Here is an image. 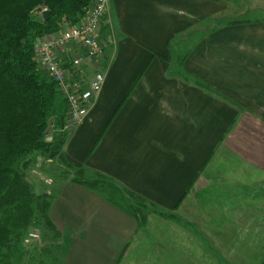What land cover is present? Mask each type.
Returning a JSON list of instances; mask_svg holds the SVG:
<instances>
[{
  "label": "crops",
  "instance_id": "obj_1",
  "mask_svg": "<svg viewBox=\"0 0 264 264\" xmlns=\"http://www.w3.org/2000/svg\"><path fill=\"white\" fill-rule=\"evenodd\" d=\"M247 2L108 0L102 52L82 63L104 79L61 151L168 213L152 232L169 246L143 248L135 217L49 177L64 264H264V14Z\"/></svg>",
  "mask_w": 264,
  "mask_h": 264
},
{
  "label": "trees",
  "instance_id": "obj_2",
  "mask_svg": "<svg viewBox=\"0 0 264 264\" xmlns=\"http://www.w3.org/2000/svg\"><path fill=\"white\" fill-rule=\"evenodd\" d=\"M89 2L0 0V264H8V254L33 219H41L43 224L54 228L47 216L50 194L37 195L24 176L23 171L34 162L33 154L47 152L48 157L56 156L64 167L74 171L66 177L71 182L92 190L102 186L96 179L83 177L81 169L63 156L65 101L36 61L33 48L35 39L43 34L75 24ZM42 8L49 10V14L37 22L35 18ZM60 106V131L56 140L47 141L48 120ZM93 176L136 197L101 173L94 172ZM106 199L120 207L110 198ZM129 208L128 213L139 219Z\"/></svg>",
  "mask_w": 264,
  "mask_h": 264
},
{
  "label": "rangeland",
  "instance_id": "obj_3",
  "mask_svg": "<svg viewBox=\"0 0 264 264\" xmlns=\"http://www.w3.org/2000/svg\"><path fill=\"white\" fill-rule=\"evenodd\" d=\"M247 7H252V11H248L247 16H258L264 14V0H247ZM220 18L216 19H210L209 22L203 23V27L201 28H210L220 21ZM201 30L200 28L195 30L194 32L197 33V31ZM53 32L45 33L44 36L52 34ZM42 35V36H43ZM185 37V36H184ZM188 38V37H185ZM34 48V46H33ZM35 49V48H34ZM35 56V52H34ZM36 58V56H35ZM36 61L40 63L41 69L43 71L44 67L42 66L41 62L38 61L36 58ZM83 63V62H81ZM48 77V76H47ZM59 102V99H57V103ZM61 106L56 108L54 115H52L50 118L51 125L49 127L48 134L46 135L47 141H54L56 140L57 134L60 131V127L58 124V116L61 112ZM66 112V109H65ZM68 117L65 114L64 116V124H63V130H66V125L70 123V121L67 120ZM34 156H37L36 158ZM34 157V165L30 164L24 172V176L29 182V184L34 188V191L37 195L48 191L49 184H46L41 177H69L73 174V170L69 169L67 167H64L61 162L58 161L56 156L54 157H48L47 152H41V153H35L31 156ZM45 166V167H44ZM42 168V171H36L38 168ZM81 169V173L83 177L85 178H93L96 179V182L100 183L102 186L97 191L100 195H102L105 199L110 198L115 203H118L120 205L119 208H121L123 211L129 210L131 207L137 214L138 218L137 221L140 224L139 226L144 229L145 237L142 238L143 240V248L144 247H150L152 248L153 245H166L169 246L168 238L163 239L159 238L158 235L154 238V221L159 218V220H165L169 219L168 213H162L159 212L158 208L153 206L151 203L147 202L145 199H142L139 195L135 194V196H130L126 191H121L116 188H114L111 184H107L106 181L93 176V171L88 170L86 167H77ZM35 169V170H33ZM37 181L38 187H34V182ZM95 181V180H94ZM129 191V190H128ZM49 195V194H48ZM51 196V195H49ZM50 199H48L49 201ZM146 202H145V201ZM150 221L149 223H147ZM22 236L21 239H19V242L17 243L15 249H12L11 252L8 254V264H64L61 260V258L58 256L60 255L59 250L62 249V246L64 245L66 238L63 236H60L56 229L49 227L46 224H43L41 222V219H33L27 227H25L22 230ZM151 231V232H150ZM150 232V233H149ZM29 234L31 236H29ZM24 236H28V241L24 239ZM136 237V236H134ZM30 238V239H29ZM137 238H133L131 241L133 244L137 242ZM142 248V249H143ZM141 249V250H142ZM140 256V254H139ZM123 262V261H122ZM139 261H137L138 263ZM214 264L216 262L211 261ZM122 264V263H120ZM136 264V261L135 263ZM146 264H150V262H147ZM212 264V263H210Z\"/></svg>",
  "mask_w": 264,
  "mask_h": 264
},
{
  "label": "built area",
  "instance_id": "obj_4",
  "mask_svg": "<svg viewBox=\"0 0 264 264\" xmlns=\"http://www.w3.org/2000/svg\"><path fill=\"white\" fill-rule=\"evenodd\" d=\"M107 8L108 0H90L75 24L60 27L50 36L44 34L34 42L35 56L64 98L67 120L72 123L87 115L104 79L102 72L95 70L87 80L81 62L91 65L102 52L99 30ZM41 179L51 183L49 177ZM24 239L28 241V236Z\"/></svg>",
  "mask_w": 264,
  "mask_h": 264
},
{
  "label": "water",
  "instance_id": "obj_5",
  "mask_svg": "<svg viewBox=\"0 0 264 264\" xmlns=\"http://www.w3.org/2000/svg\"><path fill=\"white\" fill-rule=\"evenodd\" d=\"M48 14H49V10H46V9H45V10H43V11L40 12V15H38V16L35 18V20H36L37 22H40V21L46 19ZM51 120H52V118H49V120H48V126H47V129H46V130L49 129V127H50V125H51Z\"/></svg>",
  "mask_w": 264,
  "mask_h": 264
}]
</instances>
